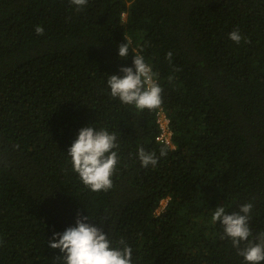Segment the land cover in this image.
<instances>
[{
  "label": "trees",
  "instance_id": "obj_1",
  "mask_svg": "<svg viewBox=\"0 0 264 264\" xmlns=\"http://www.w3.org/2000/svg\"><path fill=\"white\" fill-rule=\"evenodd\" d=\"M237 29L239 44L229 38ZM137 52L163 89L176 145L155 168L141 166L138 150L159 157L166 145L156 139L159 109L122 104L107 85ZM85 126L116 134L108 191L92 192L72 171L66 153ZM249 202L258 242L264 0H88L79 12L70 0H0V264H63L48 242L78 214L113 247L124 240L132 264H245L211 217Z\"/></svg>",
  "mask_w": 264,
  "mask_h": 264
},
{
  "label": "clouds",
  "instance_id": "obj_2",
  "mask_svg": "<svg viewBox=\"0 0 264 264\" xmlns=\"http://www.w3.org/2000/svg\"><path fill=\"white\" fill-rule=\"evenodd\" d=\"M70 4L79 12L88 4V0H70ZM35 32L37 35H43L44 29L37 26ZM229 38L237 44L242 40L238 29L229 33ZM130 45L131 41H126L118 46L119 57L127 58ZM167 59L171 61V51L167 53ZM132 65L121 67L120 72L123 76L115 74L108 76L110 96L118 98L122 104L134 106L138 111L159 109L158 116L163 103V89L156 82L151 65L139 52L134 55ZM172 79L170 76L169 81ZM171 141V146L165 143L166 145L160 148L159 157L154 152L145 151L143 147L139 148L141 166L155 168L159 158L167 155V146L175 149L173 137ZM117 148V137L114 132L85 126L79 130L77 138L66 154L70 157L72 171L78 174L86 188L92 192L108 191L112 187V176L119 161L118 153L114 151ZM166 202L167 199L161 201L156 215L160 214ZM252 208L253 204L249 202L241 205L238 211L228 214L223 206L217 207L211 219L213 223L219 222L223 226L224 235L221 239L227 237L231 240L245 264H261L264 262V232L256 238L258 242L249 239L252 235L249 227V214ZM89 220V215L78 214L74 227H68L62 233H53L48 246L53 250L59 249L63 264H132V248L127 246L124 240L119 241L122 247H113L103 228L88 223ZM242 243L245 244L243 248L240 247Z\"/></svg>",
  "mask_w": 264,
  "mask_h": 264
},
{
  "label": "built area",
  "instance_id": "obj_3",
  "mask_svg": "<svg viewBox=\"0 0 264 264\" xmlns=\"http://www.w3.org/2000/svg\"><path fill=\"white\" fill-rule=\"evenodd\" d=\"M157 123L159 126V135L157 139L171 146L173 131L170 127V119L162 109L158 112Z\"/></svg>",
  "mask_w": 264,
  "mask_h": 264
}]
</instances>
